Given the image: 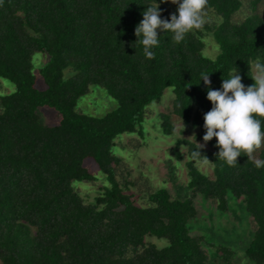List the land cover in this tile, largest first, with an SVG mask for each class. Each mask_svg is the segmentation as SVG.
<instances>
[{
	"label": "trees",
	"instance_id": "trees-1",
	"mask_svg": "<svg viewBox=\"0 0 264 264\" xmlns=\"http://www.w3.org/2000/svg\"><path fill=\"white\" fill-rule=\"evenodd\" d=\"M262 2L250 0L255 12ZM147 4L155 7L156 0H0V78L14 86L0 95L2 264H209L203 237L192 235L189 226L198 216L194 201L199 195L222 212L230 198L245 199L256 226L246 255L264 264V167L257 168L246 155L229 166L218 159L216 138L203 140L204 114L213 105L208 86L200 82L201 73H208L211 87L220 89L237 68L245 86L254 84L248 63L264 60V18L253 13L234 22L243 0H209L207 12L219 17L217 25L207 23L180 43L172 33L158 32L159 45L149 58L135 35ZM171 5V0L159 4L162 19L178 14ZM204 31L218 45L215 58L203 53ZM38 55L47 61L36 70ZM93 86L118 103L103 117L77 109ZM167 88L175 95L172 114L198 129L209 148L178 140L172 154L184 161L180 147L187 148L191 197L175 199L168 189H157L143 207L128 184L118 181L122 159L113 149L123 134H145L147 107ZM41 107L54 109L59 123L43 125ZM161 119L163 132L172 134L170 117ZM252 155L264 161V145ZM87 160L109 183L91 203L73 186L96 181ZM205 160L213 165V178L196 165ZM152 237L167 244L148 243ZM221 250L232 264L233 252Z\"/></svg>",
	"mask_w": 264,
	"mask_h": 264
},
{
	"label": "rangeland",
	"instance_id": "rangeland-1",
	"mask_svg": "<svg viewBox=\"0 0 264 264\" xmlns=\"http://www.w3.org/2000/svg\"><path fill=\"white\" fill-rule=\"evenodd\" d=\"M170 10H178V5L170 6ZM253 13L264 18V2L253 10L250 0H243L242 8L233 16L234 22H241ZM208 24L217 25L219 17L212 11L207 12ZM206 23V24H207ZM203 53L210 58H215L219 48L211 36L204 31ZM47 61L45 55H38L34 60L36 70ZM68 71H66V74ZM254 74V71H253ZM37 87L41 90L46 86L40 75ZM14 91V86L5 79L0 78V95ZM175 95L172 88H167L163 97L151 103L147 107V115L142 124L143 132L123 134L116 139L113 149L114 154L122 159L121 167L117 168V179L123 186L128 184L131 193L136 195L137 203L143 207L149 205L148 195L157 189H168L173 198H189L191 191L187 188L188 176L185 166L186 147H180L184 154V161H177L172 154L178 140H188L198 146L208 149L209 146L199 139V130L183 124L172 114V105ZM118 103L108 93L97 86L91 87L88 95L82 97L78 103V111L87 115L103 117L117 107ZM37 113L41 123L46 126H54L59 123V114L49 107H41ZM170 117V123L175 130L167 135L162 129L161 115ZM86 167L97 178L95 182H74L73 186L83 197L86 203L94 202L96 196L104 186H109L105 175L93 160H87ZM198 169L205 175L213 178V165L209 161L197 162ZM179 188H181L179 190ZM179 191V192H178ZM178 193V195H177ZM194 206L198 211L197 218L189 222L192 228L191 234L202 236L204 249L209 257V264H228L225 260V251L233 252L232 264H255L246 255V249L253 240L256 226L252 216L247 212L244 198H230L228 210L222 212L217 209V203L207 200L199 195L195 198ZM147 242L163 247L167 244L165 240L156 237L147 238ZM0 264H2L0 262Z\"/></svg>",
	"mask_w": 264,
	"mask_h": 264
},
{
	"label": "clouds",
	"instance_id": "clouds-1",
	"mask_svg": "<svg viewBox=\"0 0 264 264\" xmlns=\"http://www.w3.org/2000/svg\"><path fill=\"white\" fill-rule=\"evenodd\" d=\"M167 0H156L153 7L147 4L143 20L137 25L136 43L143 47L146 57H152V49L159 45L158 32L172 33V40L183 42L188 33L201 29L207 22L209 0H171L178 5V14L170 21L161 18L159 4ZM250 65L254 71V84L245 86L238 69L230 71L223 78L220 89L211 87L210 74L201 73L200 82L208 86L207 99L212 102L210 111L204 114L205 142L213 137L217 140L218 159L229 166L238 163V157L246 155L257 168L264 167V161L255 159L253 153L264 145V60L257 58ZM199 82V83H200Z\"/></svg>",
	"mask_w": 264,
	"mask_h": 264
}]
</instances>
